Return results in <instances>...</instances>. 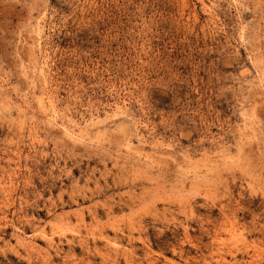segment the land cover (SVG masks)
Segmentation results:
<instances>
[{"label": "rangeland", "instance_id": "rangeland-1", "mask_svg": "<svg viewBox=\"0 0 264 264\" xmlns=\"http://www.w3.org/2000/svg\"><path fill=\"white\" fill-rule=\"evenodd\" d=\"M0 264H264V0H0Z\"/></svg>", "mask_w": 264, "mask_h": 264}, {"label": "bare ground", "instance_id": "bare-ground-1", "mask_svg": "<svg viewBox=\"0 0 264 264\" xmlns=\"http://www.w3.org/2000/svg\"><path fill=\"white\" fill-rule=\"evenodd\" d=\"M109 210V209H108Z\"/></svg>", "mask_w": 264, "mask_h": 264}]
</instances>
